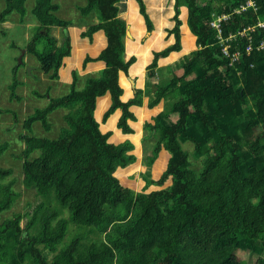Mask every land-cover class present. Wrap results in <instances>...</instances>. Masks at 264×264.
Instances as JSON below:
<instances>
[{
    "label": "trees",
    "instance_id": "1",
    "mask_svg": "<svg viewBox=\"0 0 264 264\" xmlns=\"http://www.w3.org/2000/svg\"><path fill=\"white\" fill-rule=\"evenodd\" d=\"M90 2H97L104 18L90 32L105 29L108 45L100 58L107 66L83 91L51 100L27 120V127L40 120L48 128L50 112L58 107L69 110L68 126L57 138L26 136L30 148L24 155L34 147L44 149L43 155L23 164L25 187L34 188L40 197L33 211L1 219L18 193L13 182L0 187V264H264V47L257 49L264 40V26H258L264 21V0H256V10L239 13L235 9L246 0H176V42L156 56L182 48L181 5L187 7L197 46L178 62L184 69L181 76L174 74L153 92L147 89L150 107L163 99L166 105L155 123H145V139L154 142L143 163L151 167L165 151L169 158L158 179L150 177V170L143 173L147 184L141 191L123 185L115 174L136 161L129 153L134 145L129 140L110 142L111 132H103L95 116L97 98L110 93L112 104L104 119L121 109L118 127L134 132L127 121L136 117L129 108L142 104L141 91L127 102L120 98L119 71H127L134 61L131 57L123 63L120 56L126 26L117 17L118 0ZM23 4L7 0L0 21L13 9L24 11ZM56 8L51 0H37L34 13L43 26L27 45L45 63L50 78L58 76L62 57L71 51L68 38L50 53L48 26L66 24L52 13ZM141 11L152 27L142 1ZM223 14L229 15L221 22L225 37L254 27L252 40H228L232 52H242L233 65L211 25ZM249 43L254 47L250 53ZM157 62L155 58L151 69ZM18 83L16 79L11 87L13 97H18ZM185 142L194 146L192 158L182 146ZM192 159L199 162L198 168ZM11 173L0 168V179ZM150 185L160 188L147 191ZM69 230L73 236L65 243ZM245 250L257 255L256 260L241 258Z\"/></svg>",
    "mask_w": 264,
    "mask_h": 264
},
{
    "label": "crops",
    "instance_id": "2",
    "mask_svg": "<svg viewBox=\"0 0 264 264\" xmlns=\"http://www.w3.org/2000/svg\"><path fill=\"white\" fill-rule=\"evenodd\" d=\"M141 1L150 16L152 27H149L141 11ZM4 2L5 4L0 6V14L7 7V0ZM51 2L57 7L52 13L66 24L48 26L51 40L50 53L61 48L68 38L71 42V51L62 57L57 68L58 76L55 78L49 77L45 63L38 55L27 49L28 43L43 26L34 13L37 0H24V11L13 9L0 21V109L6 110L0 113V146H3L0 148V168L12 170L9 176L0 179V187L13 182L12 189L18 193V196L21 191L16 188L13 178L10 180L8 178L19 171L23 182L25 159L33 160L44 153L43 148L34 147L24 155V152L30 148L26 136L57 138L61 129L68 126L65 115L69 110L58 107L50 112L47 116L48 128L40 120L27 127V120L37 111L46 108L51 100L67 96L73 90L83 91L89 86L90 81L99 80L103 76L107 66L100 58L108 45L106 31L104 28H98L90 32L92 26L104 22L97 2L93 4L90 0H51ZM175 2L176 0H118L120 10L117 17L126 26V33L122 37L124 49L120 55L121 60L126 63L134 57L127 71H119V83L123 89L120 98L123 102H127L135 98L138 90L141 91L143 102L141 105L130 106L129 110L136 119L129 118L127 122L134 132L124 133L117 125L123 113L121 109H116L104 119L105 113L112 104L110 93L97 98L95 116L101 130L111 132L110 142L120 143L129 140L134 148L138 147L140 139L147 135V131L144 130L145 121L153 123L154 117L163 111L166 105L163 99L156 106L150 107V95L147 89L153 92L156 85L161 84V76L164 82L169 75L181 76L184 69L178 66V62L196 49V36L188 25L187 7L181 5L178 18L182 21L179 28L182 48L172 51L168 56H156L176 42ZM84 8H88L87 12L82 11ZM155 58L158 65L151 69ZM16 79L19 83L14 91L18 97H13L11 87ZM134 148L129 153L136 156V161L125 168L119 167L115 174L123 185L141 191L147 183L145 182L138 189L133 186L137 185L140 167V155ZM164 155L167 156L166 151L162 152L157 160L164 158ZM121 170H125L126 180H121L118 174ZM170 183L171 179L166 185ZM159 188L155 186L151 190Z\"/></svg>",
    "mask_w": 264,
    "mask_h": 264
},
{
    "label": "rangeland",
    "instance_id": "3",
    "mask_svg": "<svg viewBox=\"0 0 264 264\" xmlns=\"http://www.w3.org/2000/svg\"><path fill=\"white\" fill-rule=\"evenodd\" d=\"M3 4H5L4 0H0V6H2ZM171 77L169 75V77L166 80H169ZM160 80L162 81L161 83L164 82L163 77L161 76ZM172 101V100H171ZM170 101V102H171ZM250 101L252 104H254L256 102V99H253L252 97L250 98ZM173 102V101H172ZM172 105V103L170 104V106ZM169 106V107H170ZM155 118V117H154ZM147 121H145L146 123ZM155 123V121L153 122ZM145 130V128H144ZM146 131V130H145ZM144 131V132H145ZM147 135H145L144 137H142L140 139V142L137 144L138 147L134 148L135 151L138 153V155H140L139 158V171H138V178H137V185H133L136 189H138V187L140 188L141 185H144V183L146 182V178L144 177V174L146 171L150 170V177L151 178H159L162 171L164 170L165 166L167 165V157L169 158V153L166 151V155L164 158L157 160L153 163V165L151 167H147L146 165H144L143 160L145 159L146 155L151 154V147H152V143L154 142V138H149V139H145ZM183 148L185 150H187L190 153V158L193 157V150H194V146L191 142H185L182 144ZM193 160V159H192ZM142 163V165H141ZM199 162L196 160H193V166L195 168L199 167ZM141 169V170H140ZM143 170V171H142ZM121 172V173H120ZM118 174L121 177V180H126L127 178L125 177V170H121ZM129 177V176H128ZM140 177V178H139ZM15 182V186L16 188H18V190H20V194L17 197V201L14 202L13 206L11 207V209L4 211L1 214V219H5L6 217H9L12 215L13 212H20V213H25V212H32L34 207L39 203L40 201V197L37 195L36 190L34 188H26L25 185L22 182V176L21 173L19 171L14 172V174L8 178V180L12 179ZM128 182V181H127ZM140 183V184H139ZM130 184V183H129ZM152 188H155V186L151 185L149 186V188H147L148 190H151ZM62 216L64 217H68L67 212L63 211ZM27 217H24L22 220V225L25 226V221H26ZM75 223H70V227L73 226ZM76 225V224H75ZM72 231L75 230V227H71ZM73 232H71V230H69V232H67V235L65 237V243L73 236L72 234ZM63 242V241H62ZM61 242V243H62ZM262 254L264 255V247L263 250H261ZM241 258L244 259H249L251 258L252 260H256L257 255H253L250 252H248L247 250L244 251L243 254H241Z\"/></svg>",
    "mask_w": 264,
    "mask_h": 264
},
{
    "label": "built area",
    "instance_id": "4",
    "mask_svg": "<svg viewBox=\"0 0 264 264\" xmlns=\"http://www.w3.org/2000/svg\"><path fill=\"white\" fill-rule=\"evenodd\" d=\"M257 7L258 6H257L256 0H246V2L241 6V8L235 9V12L239 13V12H242L244 10H248L249 8H253L254 10H256ZM228 18H229V15H227V14L219 15L211 22V25L217 30V37L219 38V42L222 45L223 54L227 58L230 59V65H233L237 60H239L242 52H241V50H236V51L232 52V50L230 48V43H228V40L235 38L237 36H249L250 30H254V27L244 28V29L240 30L239 32H237L236 34H230V36L225 37L223 35V29L221 27L222 26L221 22L223 20L228 19ZM258 26L263 27L264 21H260L258 23ZM249 39L252 40L251 36H249ZM263 47H264V40H262L260 46H257V49L260 50ZM253 49H254V47H253L252 43H249L246 47V52L250 53Z\"/></svg>",
    "mask_w": 264,
    "mask_h": 264
}]
</instances>
